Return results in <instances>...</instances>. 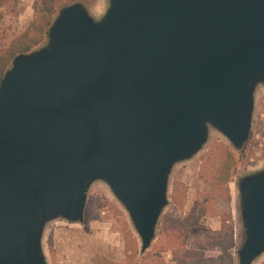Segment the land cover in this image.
Segmentation results:
<instances>
[{
    "label": "water",
    "instance_id": "1",
    "mask_svg": "<svg viewBox=\"0 0 264 264\" xmlns=\"http://www.w3.org/2000/svg\"><path fill=\"white\" fill-rule=\"evenodd\" d=\"M62 7L0 81V264H49L56 219L82 223L103 181L151 246L173 167L210 129L240 150L264 86V0H107ZM238 264L264 253V167L237 182Z\"/></svg>",
    "mask_w": 264,
    "mask_h": 264
},
{
    "label": "rangeland",
    "instance_id": "2",
    "mask_svg": "<svg viewBox=\"0 0 264 264\" xmlns=\"http://www.w3.org/2000/svg\"><path fill=\"white\" fill-rule=\"evenodd\" d=\"M82 2L90 14L98 19L104 13L107 0H56V10L73 2ZM39 0H5L0 5V45H7L21 33L31 20ZM57 15V14H56ZM35 46L37 49L45 44ZM227 146L234 154L236 164L232 170L229 183L231 202L212 195L210 174L214 169L218 145ZM264 167V86L258 85L254 95L252 128L248 141L240 150H236L220 132L210 129L207 143L191 159L180 162L173 167L169 177L168 204L159 219L155 238L149 249L156 243L160 224L165 215L187 218L192 224L187 239V247L192 251L212 258L219 251L212 248L211 236L220 227L219 214L229 211L234 220V243L232 255L234 264H238L236 250L241 246L244 233L242 229L238 179ZM174 188L185 195L183 208L179 199L173 198ZM113 204L121 210L130 224V228L139 241L129 216L121 203L112 194L103 181H95L87 194L84 221L71 223L64 219L49 222L44 230L42 245L49 264H103L108 259L122 264H139V259L128 262L123 238L122 220L110 208ZM50 243L52 245L50 246ZM148 249V250H149ZM166 264H185L181 260H172L170 252L163 254ZM252 264H264V253Z\"/></svg>",
    "mask_w": 264,
    "mask_h": 264
},
{
    "label": "trees",
    "instance_id": "3",
    "mask_svg": "<svg viewBox=\"0 0 264 264\" xmlns=\"http://www.w3.org/2000/svg\"><path fill=\"white\" fill-rule=\"evenodd\" d=\"M4 1L0 0V5ZM56 14V0H39L38 6L25 29L7 45H0V81L17 54L26 53L43 42ZM215 150L217 152L216 161L210 174L212 195L225 200L229 206L231 202L229 183L236 160L232 151L225 145H218ZM172 196L175 200L179 199V207L183 208L185 195H180L178 190L174 188ZM109 205L115 213L121 216L128 262L139 259V264H166L163 254L170 252L172 260H181L185 264H234L232 255V249L235 246L234 220L230 210L219 214L220 227L211 236L212 248L219 251V255L216 257L207 258L189 249L187 239L193 224L185 217H171L170 215H165L162 219L158 237L153 247L139 256V241L131 230L129 222L117 206ZM51 245L52 243H50ZM103 264L122 263L106 259Z\"/></svg>",
    "mask_w": 264,
    "mask_h": 264
}]
</instances>
